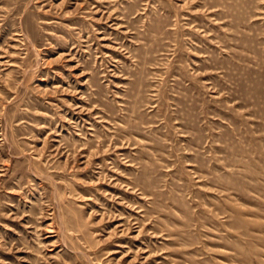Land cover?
Wrapping results in <instances>:
<instances>
[{
  "label": "rangeland",
  "instance_id": "374dc122",
  "mask_svg": "<svg viewBox=\"0 0 264 264\" xmlns=\"http://www.w3.org/2000/svg\"><path fill=\"white\" fill-rule=\"evenodd\" d=\"M0 264H264V0H0Z\"/></svg>",
  "mask_w": 264,
  "mask_h": 264
}]
</instances>
